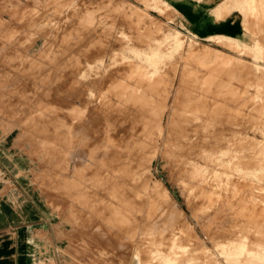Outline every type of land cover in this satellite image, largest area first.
I'll use <instances>...</instances> for the list:
<instances>
[{"label":"rangeland","instance_id":"rangeland-1","mask_svg":"<svg viewBox=\"0 0 264 264\" xmlns=\"http://www.w3.org/2000/svg\"><path fill=\"white\" fill-rule=\"evenodd\" d=\"M168 1L0 0V161L7 167L23 163L17 170H0V197L29 193L36 200L45 216L39 238L46 243L48 264H165L171 245L172 264H264V81L259 83L250 72L253 66H264V60L203 41L208 35L224 34L253 45L260 44L263 34L242 36L237 13L232 19L238 26L228 33L207 28L203 19L196 25L188 22V30L177 3H190L206 17L222 0ZM254 1L258 6L264 0ZM233 5L234 0L223 5V16L234 12ZM131 7L148 18L135 20ZM247 7L245 16L263 19ZM151 22L160 25L151 38L180 32L185 43L181 48L167 44L157 73L154 65L121 44L122 38L139 37L136 29ZM145 33L140 36L147 37ZM195 41L236 61L243 59L239 66L217 67L224 71L221 84L231 86L218 99L216 85L201 79L208 68L186 55V46ZM130 62L155 73V89L148 94L153 103L147 94L142 99L129 94L128 85L146 82L125 68ZM160 79L165 81L161 88ZM203 86L208 89L203 91ZM151 115L156 121L164 115L165 132L157 148L143 130ZM196 122H204L198 146L192 144L198 137L189 140L190 128L184 127ZM167 124L176 136L169 142ZM142 141L148 145L143 147ZM129 157H139L136 161L145 166L138 169ZM146 185L160 186L157 193L163 196L152 195ZM110 194L125 198L120 203L123 210L119 203L101 204ZM230 247L233 256L226 251Z\"/></svg>","mask_w":264,"mask_h":264},{"label":"bare ground","instance_id":"bare-ground-1","mask_svg":"<svg viewBox=\"0 0 264 264\" xmlns=\"http://www.w3.org/2000/svg\"><path fill=\"white\" fill-rule=\"evenodd\" d=\"M122 1V0H121ZM150 2V1H149ZM245 2H247L248 3V7H247V5H246V3H244V7H247L245 10H250L251 9V11H254V13H255V11L257 10L258 12H259V15L261 14L262 16H263V18H264V1H259L258 2V6H253V2H255L256 3V1H254V0H249V1H245ZM70 3V2H69ZM73 4V3H72ZM122 4H123V2H122ZM68 5V4H67ZM57 6V5H56ZM71 6V5H70ZM127 6V5H126ZM129 6V5H128ZM234 6V5H233ZM82 7V6H81ZM88 7V6H87ZM124 7V6H123ZM134 7V6H133ZM132 8V7H131ZM49 9V8H48ZM51 9V8H50ZM61 9V8H60ZM55 10V9H54ZM57 10V9H56ZM84 10V9H83ZM126 10H128V12H129V10H130V8L128 9H126ZM125 10V11H126ZM143 10V9H142ZM58 11V10H57ZM61 11H62V9H61ZM92 11V10H91ZM131 15L132 16H136V19L135 20H137V18L139 19V21L140 20H144L145 21V19L144 18H146L147 16H146V12L144 13V12H141L138 8L136 9V8H132L131 10ZM222 11H224V10H222V9H220V10H218V12L216 13L217 14V17H219V18H222ZM28 12V11H27ZM59 12V11H58ZM80 12V11H79ZM90 12V11H89ZM101 12H102V10H101ZM55 13V12H54ZM62 13V12H61ZM91 13V12H90ZM43 14V13H42ZM83 14V13H82ZM40 15V14H39ZM46 15V14H45ZM79 16H80V14H79ZM149 16V15H148ZM39 17V16H38ZM70 17V16H69ZM105 17V16H104ZM117 17V16H116ZM32 18V17H31ZM81 18V17H80ZM93 18V17H92ZM107 18V17H106ZM105 18V19H106ZM130 18V17H129ZM148 18V17H147ZM150 18V17H149ZM151 18H153V17H151ZM41 19V18H40ZM51 19H54V18H51ZM82 19H84V18H82ZM87 19V18H86ZM94 20V19H93ZM97 20H100V19H97ZM104 19H102V21H103ZM114 20H116V19H114ZM118 20V19H117ZM126 20V19H125ZM37 21V20H36ZM46 21H47V19H46ZM55 21V20H54ZM88 21V20H87ZM89 21H90V19H89ZM154 21V20H153ZM31 22H34V21H31ZM92 22V21H91ZM134 22H136V21H134ZM156 22V21H155ZM155 22H151V23H148V25L145 27V28H143V29H140L141 28V25H140V28H138V29H136V31L139 33V37H138V35H136V36H133L132 37V39H130V37H127V38H129V39H126V38H122V40H121V44H122V46H124V48H125V50H132V52L133 53H135L136 54V56L139 58V59H141L142 61H145V62H147L149 65H154L155 67H156V71H155V73H157L159 70H160V65H163L164 64V61H163V59H164V55H167V53H166V51L164 50V48L167 46V44H170V43H173L172 45H174L176 48H181V47H184L185 45V43H184V41H183V38H182V36H181V33L180 32H178L177 34H174L173 36H168V35H163L164 37L162 38V39H159V38H151V33H153V32H155V31H157V30H159L160 29V25H158V24H156ZM28 23H30V22H28ZM63 23V22H62ZM72 23V22H71ZM70 23V24H71ZM79 23V22H78ZM88 23V22H87ZM87 23H85V24H87ZM113 23V22H112ZM115 23V22H114ZM143 23H145V22H143ZM28 25V24H27ZM31 25H32V23H31ZM69 25V24H68ZM73 25V24H72ZM92 25V24H91ZM110 25V24H109ZM135 25V24H134ZM79 26V25H78ZM103 26V25H102ZM107 26V25H106ZM258 27L257 28H259L262 32L264 31L263 30V27H262V25L259 23L258 25H257ZM261 26V27H260ZM81 27V26H80ZM89 27V26H88ZM110 28V27H109ZM94 29V28H93ZM44 30V29H43ZM86 30V29H85ZM96 30V29H95ZM162 30V29H161ZM49 31V30H48ZM65 31V30H64ZM68 31V30H67ZM103 31V30H102ZM108 31H109V29H108ZM141 31H145L146 33L145 34H148V36L147 37H144V38H142L141 36H140V32ZM260 31V32H261ZM70 32V31H69ZM77 32V31H76ZM79 32V31H78ZM96 32V31H95ZM137 33V34H138ZM176 33V32H175ZM249 33V32H248ZM49 34H50V31H49ZM73 34V33H72ZM112 34V33H111ZM150 35V36H149ZM247 35V34H246ZM252 35V34H251ZM73 36V35H72ZM122 36V35H121ZM144 36H146V35H144ZM123 37V36H122ZM141 37V38H140ZM35 38V37H34ZM44 39H46V38H44ZM141 39H143V42H141ZM46 41V40H45ZM47 41H48V39H47ZM209 41H211V42H215L217 45H219V46H223V47H226V48H228V49H230V48H232V49H236V50H238L239 51V56H243L246 52H248V53H250V54H254L255 56H253V57H256L257 59H263L264 60V42H263V40H259L258 39V41H259V43L260 44H256V42L253 44V45H249L246 41H244V42H241V41H239V40H235L234 38H228V37H224V36H217V37H212V38H210L209 39ZM255 41H257V40H255ZM134 42V43H133ZM192 42V41H191ZM189 44V43H188ZM49 47V46H48ZM186 52H187V56H189V57H192V58H194L196 61H197V63L201 66H205V67H207L208 68V70H207V68L205 69V72H206V70H207V72L206 73H204V76L201 78L202 79V81H204L203 82V84L204 83H208L209 82V84H211L212 82L216 85L215 86V89H216V91H214V93L216 92V97H217V99L218 98H220L221 96H223V90L225 89L226 90V88H231V86L230 85H226L225 84V86L224 85H222L221 84V82L223 81V77H222V75L220 74L221 72H223L224 73V71L222 70L221 71V69H218L217 67H221V66H223V65H226V67L227 66H234V65H240L241 64V59L240 60H235V59H233V58H231V57H233V56H229V55H226L225 56V54H223L222 53V51H220V50H217V49H212V48H206V47H204V46H200V44L198 43V42H196L195 41V43L194 44H192V43H190L189 45H187L186 46ZM179 52V51H178ZM222 53V54H221ZM227 56H229V57H227ZM238 59V58H237ZM245 60V59H244ZM245 62V61H244ZM244 62H243V64H244ZM127 64V63H126ZM253 64V63H252ZM248 65H250V64H248ZM255 65V64H254ZM126 66V65H125ZM128 66V67H127ZM125 68H129V71H131L132 69L135 71V72H138V74H139V76H141L140 77V79H145V83H147V85L144 83V84H141V83H137L136 85H128L127 86V88H128V92H129V94L130 95H133L134 97L135 96H138V94H139V96H140V98H141V96L142 97H144L146 94L148 95L149 94V91L152 89V90H154L155 89V87H154V85H152V81L154 80L153 78H155L154 77V74L155 73H151V72H147V67H146V70H144V66H142L140 63H138V62H130V63H128V65H127ZM147 66V65H146ZM250 66H252V65H250ZM250 66H248V67H250ZM124 67V66H123ZM247 66H246V68H248ZM254 67V71H250V72H253V74L254 75H256L255 77H254V79H256L257 81H259V83H260V81H264V76H258V74H260V72H262L263 74H264V66H261V65H259L258 64V66L256 65V66H253ZM217 68V69H216ZM119 69H121V67L119 68ZM123 69V68H122ZM186 69V68H185ZM245 69V68H244ZM252 69V68H251ZM198 70V69H197ZM249 70H250V68H249ZM262 70V71H261ZM124 71V70H123ZM148 71H150L149 69H148ZM215 71V73H216V71H218V73L219 74H216V75H212V73ZM128 72V71H127ZM153 72V71H152ZM188 74V73H187ZM235 74V73H234ZM262 75V74H261ZM163 76V75H162ZM161 76V77H162ZM236 76V75H235ZM225 77V76H224ZM110 78V77H109ZM163 78V77H162ZM105 79V78H104ZM135 79H138V78H135ZM135 79H133V82H135L134 80ZM112 80V79H111ZM225 80V79H224ZM228 80V79H227ZM232 80V79H231ZM251 80H253V79H251ZM104 81H106V80H104ZM114 81V80H113ZM201 81V82H202ZM247 81V80H246ZM108 82V81H107ZM136 82H137V80H136ZM165 81H163L162 79H160V83H158L159 85V87L161 86H163V85H161V84H163ZM261 82V83H262ZM110 83V82H109ZM114 83V82H113ZM225 83V82H224ZM202 84V85H203ZM263 84V83H262ZM109 85V84H108ZM200 85H201V83H200ZM199 85V86H200ZM261 85V84H260ZM123 86H124V84H123ZM199 86H197L198 88H199ZM261 86H263V85H261ZM160 87V88H161ZM194 87H195V85H194ZM214 87V86H213ZM110 88V87H109ZM125 88V87H124ZM126 89V88H125ZM158 89V88H157ZM201 89H203V91L205 90V89H208V88H206L205 86H203V88L201 87ZM213 89V88H212ZM202 91V92H203ZM148 92V93H147ZM152 93V91L150 92V94ZM205 93V92H204ZM137 94V95H136ZM207 94V93H206ZM210 94V93H209ZM212 94V93H211ZM126 96H127V94H125ZM198 95V94H197ZM201 95H202V93H201ZM212 95H214V97H215V94H212ZM149 96V99L148 100H151L152 99V96H150V95H148ZM168 96V95H167ZM167 96H165V97H167ZM203 96V95H202ZM201 96V97H202ZM204 96H205V94H204ZM145 97H147V96H145ZM144 97V98H145ZM127 98V97H126ZM136 98H138V97H136ZM199 98H200V95H199ZM124 99V98H123ZM132 98H130V100H131ZM139 99V98H138ZM142 99V98H141ZM201 99H203V98H201ZM213 99V98H212ZM214 99H216V98H214ZM217 99H216V101H217ZM126 100V99H125ZM127 100H129V98L127 99ZM133 100H134V98H133ZM145 100V99H144ZM153 100H154V98H153ZM204 100V99H203ZM220 100V99H219ZM148 102V101H147ZM149 102H154V101H149ZM156 102V101H155ZM203 102V101H202ZM209 102H210V100H209ZM212 102H213V100H212ZM263 102V101H262ZM144 103V102H143ZM146 103V102H145ZM208 103V102H207ZM215 103V104H214ZM214 103H212L211 105H208V107L209 108H211L210 106H213V104L214 105H216V102H214ZM218 103V102H217ZM149 104V103H148ZM135 105V104H134ZM153 105V104H152ZM164 105H165V102H164ZM140 106V105H139ZM151 107V106H150ZM205 107V106H204ZM203 107V108H204ZM166 110V109H165ZM205 110V109H204ZM203 110V111H204ZM212 111V110H211ZM123 112V111H122ZM178 112V111H177ZM182 112V111H181ZM205 112V111H204ZM149 113H153V112H149ZM130 114V113H129ZM176 114V113H175ZM187 114V113H186ZM209 114V113H208ZM210 115V114H209ZM164 116V115H163ZM163 116L161 115V116H158V118H157V121H156V119H155V117L154 116H148V117H146L145 118V129L143 128V130H145L144 132H145V136H146V139L148 140V142L151 140V141H153V143H154V146H155V148H157V144L156 143H158L159 142V140L161 139V138H163V135H164V132H165V126H164V122H163ZM174 117H176V116H174ZM129 118V117H128ZM176 118H178V117H176ZM191 118V117H190ZM189 118V116L187 117V119L186 120H188V121H190L191 119ZM182 119H184V118H182ZM190 119V120H189ZM200 120V118L198 117L197 118V120ZM181 120V119H180ZM202 120H205V119H202ZM183 121V120H182ZM194 120H192V122H193ZM175 122V121H174ZM185 122H187V121H185ZM173 123V122H172ZM183 123V122H182ZM190 123H191V121H190ZM193 123H195V121L193 122ZM192 124V123H191ZM191 124H189V125H185L184 127H187V126H189V127H187L188 128V130H189V128H190V132H189V136H192L191 137V139H189V140H191L192 141V139L194 140V138L196 139L197 137V140H195V142L194 141H192V142H194V143H192L193 145H196V146H198V145H200V144H196V143H198V141H199V136L200 137H202V133L199 135V131H204L202 128H204V126H202V124H204V122H202V123H200V125L196 122V124H193V127H191L190 125ZM126 125V124H125ZM194 125H196V126H194ZM207 125V124H206ZM181 126V125H180ZM186 128V129H187ZM193 128H194V130H193ZM205 128H207V127H205ZM117 129V128H116ZM166 129H168L167 130V132H168V136H167V138H166V141L167 142H169V141H172V139L173 138H176V136L174 135H172V125L171 124H167V128ZM182 129L184 130V128H183V126H182V128H181V131H182ZM185 129V131H187ZM111 130V129H110ZM191 130H192V132H191ZM217 130V129H216ZM173 131H176V130H174L173 129ZM218 131V130H217ZM184 132V131H183ZM194 132V133H193ZM216 132V131H215ZM109 133V132H108ZM129 133V132H128ZM142 133H143V131H142ZM185 134H186V132H184ZM184 133H179V134H181L180 136H179V134L177 135L178 136V138L179 137H181V138H185V137H183L184 135ZM134 134H136V133H134ZM144 134V133H143ZM143 134H142V137H144L143 136ZM194 134V135H193ZM187 135L188 134H186V137H187ZM132 136V135H131ZM141 136V135H140ZM194 136V137H193ZM205 136V135H204ZM141 137V138H142ZM108 138V137H107ZM137 138V137H136ZM190 138V137H189ZM205 138V137H204ZM206 138H208V135H207V137ZM132 139V138H131ZM140 139V138H139ZM187 139V138H186ZM204 142L206 141L205 139H203V138H201ZM138 140V139H137ZM136 140V141H137ZM163 140V139H162ZM183 140V139H182ZM189 140L187 139V141L189 142ZM202 140L200 141V143H202ZM113 141V140H112ZM122 141V140H121ZM183 141H185V140H183ZM191 141H190V143H191ZM187 142V143H188ZM210 142V141H209ZM141 143H144V146L143 147H146V145H148L147 144V142H141ZM143 145V144H142ZM142 145L140 144V146L142 147ZM116 146V145H115ZM123 146V145H122ZM189 146V145H188ZM142 147V148H143ZM201 147H202V144H201ZM219 147V146H218ZM218 147H217V149H218ZM192 148V147H191ZM193 148H196V147H194L193 146ZM198 149H200L199 147H197ZM203 148H204V145H203ZM262 148H263V157H264V143L262 144ZM194 150V152H195V149H193ZM197 150V149H196ZM204 150V149H203ZM120 151V150H119ZM118 151V152H119ZM117 152V153H118ZM137 152V151H136ZM115 153V152H114ZM135 153V152H134ZM139 153V152H138ZM202 153V152H201ZM219 153V151H214L213 152V154H218ZM145 154V153H144ZM196 154V153H195ZM112 155V154H111ZM137 155V154H136ZM135 155V156H136ZM143 155V154H142ZM141 155V156H142ZM118 158V157H117ZM137 158H139V157H137ZM137 158H136V160H137ZM124 159V158H123ZM129 159V163H130V161L132 162V164L134 163V165L133 166H136L138 169L140 168L141 169V167H143V165H144V161H142V162H140V161H136L135 160V158H131L130 159V157L128 158ZM250 159H251V157H250ZM140 160V159H139ZM192 162V161H191ZM214 162H216V164H221V162H220V159H219V157H215V159H214ZM125 163V162H124ZM192 164V163H191ZM131 165V164H130ZM145 166V165H144ZM149 167V166H148ZM144 168H146V167H144ZM261 168H262V170L261 171H263L264 170V161H262L261 162ZM144 170V169H143ZM142 170V171H143ZM148 170V169H147ZM137 171V170H136ZM137 173V172H136ZM135 173V174H136ZM100 174V173H99ZM109 174V173H108ZM145 174V173H144ZM143 174V175H144ZM143 175H141V177H143ZM218 175V174H217ZM102 177V176H101ZM118 179V178H117ZM142 179V178H141ZM147 179V178H146ZM145 179V180H146ZM123 180V179H122ZM118 181V180H117ZM146 181H148V180H146ZM145 181V182H146ZM116 182V181H115ZM119 182H120V180H119ZM122 182V181H121ZM130 183V182H129ZM144 184V183H143ZM117 185L118 186H120V184H118L117 183ZM118 186H117V188H118ZM131 186V185H130ZM110 187V186H109ZM123 187V186H122ZM150 189V192H152V195L154 194L155 196H159V195H161V196H163V194H164V188H163V194H158L157 193V190H158V187H160V186H155V187H153V188H151V186L149 185H146V190L148 189V188ZM116 188V190H118ZM133 188V187H132ZM145 188H144V190H145ZM152 189V190H151ZM128 190V189H127ZM135 190H137V188L135 189ZM102 191V190H101ZM166 191V190H165ZM118 192V191H117ZM117 192H115V193H117ZM149 192V191H148ZM201 192V191H200ZM112 193V192H111ZM139 193V192H138ZM119 194V193H118ZM117 194V195H118ZM164 196H166L167 198H168V194H166L165 193V195ZM100 198V197H99ZM120 197H117L116 198V196L114 195V194H110L108 197H106V196H103L102 198H101V204L102 205H109V207H112V206H114L115 204H117V203H119L118 204V206H121V202L122 201H124L125 200V198H121V199H119ZM128 198V197H127ZM114 200H116L117 202H115ZM157 200V199H156ZM131 202V201H130ZM129 202V203H130ZM151 202V201H150ZM128 203V202H127ZM126 203V204H127ZM136 204V203H135ZM101 205V206H102ZM137 205H139V204H137ZM141 205V204H140ZM116 206V205H115ZM117 206V207H118ZM132 206V205H131ZM143 206H144V204H143ZM85 207H87V206H85ZM126 207V206H125ZM145 207V206H144ZM247 207V206H246ZM107 208V207H106ZM119 208V207H118ZM151 208V207H150ZM107 209H109V208H107ZM112 209V208H111ZM127 209V208H126ZM129 209V208H128ZM133 209V208H132ZM138 209V208H137ZM136 209V210H137ZM248 209V208H247ZM101 210V209H100ZM99 210V211H100ZM103 210V209H102ZM119 210H123V207L121 206V208L119 209ZM134 210V209H133ZM135 210V211H136ZM253 211V210H252ZM124 212V211H123ZM131 212V211H130ZM99 213V212H98ZM97 214V213H96ZM103 214V213H102ZM138 214V213H137ZM99 215V214H98ZM103 215H105V214H103ZM136 215V214H135ZM115 217H116V215H115ZM101 218V217H100ZM134 218V217H133ZM106 219V218H105ZM119 219V218H118ZM138 219V218H137ZM112 220V219H111ZM115 220V219H114ZM110 221V220H109ZM116 221V220H115ZM124 221V220H123ZM135 224V223H134ZM121 225H123V224H121ZM127 230V229H126ZM181 239H182V237H181ZM244 245V244H243ZM140 247V246H139ZM247 247V246H246ZM263 247V246H262ZM256 248V247H255ZM147 250V249H146ZM255 249H253L252 251H254ZM140 251V250H139ZM226 251L227 252H230V253H232L231 254V256H233V248L232 247H230V248H228V249H226ZM166 254H165V256H164V259H165V261H164V263L165 264H172L171 262L173 261V259H172V256H173V254H174V248H173V246L171 245L167 250H166V252H165ZM175 254H178L177 252L175 253ZM245 255V254H244ZM147 256V255H146ZM240 256V255H239ZM242 257V256H241ZM133 258V257H132ZM144 258V257H143ZM151 258V257H150ZM133 261V260H132ZM194 261V260H193ZM259 261V260H258Z\"/></svg>","mask_w":264,"mask_h":264},{"label":"crops","instance_id":"crops-1","mask_svg":"<svg viewBox=\"0 0 264 264\" xmlns=\"http://www.w3.org/2000/svg\"><path fill=\"white\" fill-rule=\"evenodd\" d=\"M228 1L230 0L220 1L208 11L206 17H202L201 14L198 15L199 12L195 11L196 9L191 7L190 3L183 4L180 2L176 5L183 16L181 17L183 21L182 24L184 27H187V29L189 28V23L196 25L200 22V19H203L201 22L203 24L205 23L207 28L222 29L225 32L220 30L221 32L228 33V30L233 31L235 30V26H238V22L235 19H232V16L237 13L243 31L242 36H253L251 34H253L254 31L260 32L261 30L257 28L259 23L264 30V18H258V20L255 21L253 19L256 17L251 15L245 16L243 12L244 0H234V12L223 16L224 11H222V18L217 17L216 13L218 10H224L223 5ZM190 33L199 38L197 34ZM261 33L263 34L261 39L264 41V31H261ZM217 36L232 37L241 42H244L245 40L240 36L213 34L204 37L203 41H208L210 38ZM249 63H253V61ZM22 164L23 163L17 162L16 165H10L9 163L7 167L2 161H0V170H6L8 172L9 170H17L19 167L16 166ZM10 196H13L15 199H5L4 197H0V264H48L49 258L44 256V246L46 243L41 242L39 238V234L44 232L45 216L43 210H40V208L37 207L36 200L29 193ZM13 200L23 204L21 206H15V204L12 205L9 202Z\"/></svg>","mask_w":264,"mask_h":264}]
</instances>
